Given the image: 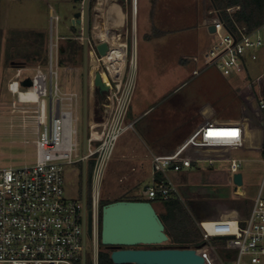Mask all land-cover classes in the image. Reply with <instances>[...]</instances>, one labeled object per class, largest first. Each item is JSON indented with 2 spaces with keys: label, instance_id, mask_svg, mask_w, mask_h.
Returning a JSON list of instances; mask_svg holds the SVG:
<instances>
[{
  "label": "rangeland",
  "instance_id": "obj_1",
  "mask_svg": "<svg viewBox=\"0 0 264 264\" xmlns=\"http://www.w3.org/2000/svg\"><path fill=\"white\" fill-rule=\"evenodd\" d=\"M145 1L134 0L135 13H133L132 0H116L122 6L124 21L120 28L115 27L113 29L114 34H120L121 39H124L125 35L127 36L129 43L128 52L130 53L131 33L133 25H135L134 23L137 24L138 32L135 39L137 62L135 89L143 91V89L148 88L151 94L142 100H135L133 98L130 104L128 120L133 122V126L124 132L116 143L114 153L105 172L104 180L100 186L101 200L133 196L138 189L137 187L141 186L140 191H142L144 186L149 185V179L146 178L139 186H132L131 182H134L136 179V174L131 173L128 179L123 178V174H121L123 171L124 175L125 172H130L129 160H131V155L134 153L130 149L131 155H127L126 153L119 154L126 147H131L135 142H145L146 144L149 142V145H152V142H154L152 139L155 138L156 140L159 138V140L172 143V147L176 146L175 148H179L178 150L181 152V150L183 151V149L188 148L187 144L192 135L184 137L182 147L179 146L178 141L186 134L194 120L201 116L200 114H212L217 119H223L221 121L207 122V125H232L238 123V125L243 126V123L246 122L251 124L252 117H255L256 121L260 119V109L258 108L260 84L257 82L259 71L257 65H250L249 69L244 68L239 73L228 76L222 75L215 68H208L198 76L188 78L191 73L189 66L182 67V75L174 67L173 72L180 78L176 77L172 79L170 77L171 73L169 75L164 74L169 73L166 72V66L171 65L170 63L175 59L176 54L182 51L189 52L194 49L190 41L194 40L197 36L195 28L198 27L199 18L207 7L209 6V9L213 10V0H158L159 3L157 2L154 8L152 7L153 2H150L151 5H148ZM100 4L101 0H90L88 20L90 18V21L93 22L95 10L101 7ZM152 8L154 13L157 12L158 17L159 15L166 16L168 20H173L171 23H175L178 20L179 22L175 24L181 28L172 31L170 29L164 36L154 38L150 42L146 41L141 33L143 30L142 25L145 19L148 21L151 19ZM81 9L82 3H74L71 0H0V167L22 166L32 163L34 160V140L38 126V102H19L17 96L9 92L7 84L15 78V73L21 66L26 68V71H23V74L26 76H31L36 66H45L48 44L50 38H54L55 35L61 37L59 42L62 47L70 39L76 40L78 45L82 46L78 51L76 62H72L67 57L63 58L66 54L60 53L57 70L59 75L58 81L62 89L76 90L79 94V134L81 142L77 156L83 155V32L82 25L76 22L73 15L75 11ZM102 9H106V7ZM154 13L152 14L154 15ZM185 14H188L187 18L185 19V16H183L182 19L180 15ZM103 15L105 16V14ZM211 15H214V13ZM56 17L57 20L55 21ZM202 30L205 31V28L203 27ZM204 36L198 37L200 47L208 40V36ZM87 39L97 40L93 36L92 23L91 25L88 24ZM151 47L162 49L164 52H161L160 55L158 53L154 56L149 55V59H154L155 65L159 68L155 72L153 68H149L150 74L146 77L145 74L142 75L143 69L141 70L142 72L139 71V61L140 57H145V48ZM88 58V73H90L91 65ZM68 66L72 67L73 70L65 71ZM160 92L161 94L159 95ZM103 95L105 94L101 90L91 84L89 78L87 89V122L90 118L97 119L101 117ZM45 101L47 106L46 117L48 119L49 96L46 97ZM196 131L199 135L202 133L200 130ZM227 133L234 132L227 131ZM248 136L242 134L237 137L240 139L231 138L229 145V141H227V156L230 155L242 160L239 172L242 175L241 187L244 197L232 193L234 184L230 179V175H228L227 179H229L227 183L230 198L228 196L227 199H221L222 201H219L221 203L226 202L227 205H230V202H237L243 205V207L248 203L251 205L252 199L255 197L262 180H264V149H262L261 139L253 142V140L250 141L248 139ZM260 137H264L262 132ZM194 139L197 140L198 137L196 136L192 140ZM191 145L192 143L188 144V146ZM148 153L145 154L146 157ZM219 163L214 162V167ZM207 165V162H197V166L201 168ZM84 179L83 167L79 162L66 165L64 170L65 195L72 199L83 200V195L86 191ZM187 181L188 184L193 185L191 188L194 189H197V183L201 182L197 179V176L192 178L190 175H188ZM199 185L202 186V184ZM182 187H185V185L182 184L180 188L177 187L178 192L172 193L171 200H177L181 209L190 214L189 216L200 232L202 234L206 233L209 236L210 243L211 241L212 243L215 242V238L208 233L207 225H204L203 220H200L201 218L197 215L198 203L196 202L198 200H194L195 197L187 196L186 190L182 189ZM186 187H189V185ZM191 188L189 187L188 190L191 191ZM140 191L137 193L138 196L141 195ZM140 198L147 200L142 195ZM157 200L160 199L156 198L151 201L155 207L157 206L158 216L165 222L162 218L165 209L156 203L158 202ZM213 201L218 200L214 199ZM166 202L162 201L163 205ZM201 206L199 205L198 207L200 208ZM245 222L246 218L241 221V224L239 223L241 229L245 226ZM180 231L183 233L182 230ZM210 243L202 247L207 256L206 264H220L217 256L223 257L224 252L217 249L216 245L215 247L211 246ZM145 246L139 245L138 247L143 248ZM153 246L150 245V247ZM90 249L91 240L87 237L84 264H91ZM82 260L83 258L75 262V264H83Z\"/></svg>",
  "mask_w": 264,
  "mask_h": 264
},
{
  "label": "built area",
  "instance_id": "obj_2",
  "mask_svg": "<svg viewBox=\"0 0 264 264\" xmlns=\"http://www.w3.org/2000/svg\"><path fill=\"white\" fill-rule=\"evenodd\" d=\"M239 6L227 7V12ZM215 38L200 56L191 60L195 67L191 77L198 76L208 68L217 69L222 75H234L250 65L259 68L257 82L258 108L261 126L258 134L264 149V23L249 28L246 24L235 23L234 28L226 27L215 8ZM57 17L55 18V21ZM116 42L106 41L108 50L99 56L95 44L103 41L87 39V58L94 69L105 74L107 82L102 91L101 117L86 120V144L83 155L78 157L79 134V94L76 90L62 89L58 81V57L61 44L58 37L50 38L45 66H36L31 76H26L20 67L7 88L13 95L19 90L32 89L37 96V131L34 140L35 153L32 163L22 166L0 167V264H75L83 258L86 238L91 240V264H98L99 220L101 211L100 186L104 180L109 161L119 137L131 129L133 122L128 120L130 104L135 92L134 25L131 33V51L128 52V38L117 34ZM112 47L121 48V57L114 65L106 57ZM67 67L65 71H72ZM29 77L31 86L22 87L20 81ZM49 96V118L46 117V97ZM211 130L235 131V135L211 134ZM205 131V132H204ZM201 139L207 144H227L231 138L249 135L256 142L255 132H247L241 125H205ZM232 147V146H231ZM151 163V180L141 193L147 200L167 201L177 192L169 171H180L193 162L192 158L148 153ZM92 160L90 178L86 185V166ZM202 159L196 158L194 161ZM83 162V200L65 195V166ZM211 162V160H209ZM230 179L239 172L242 160L227 156ZM236 194H240L235 189ZM140 195V196H141ZM88 211L90 212V235L87 234ZM207 234H203L207 240ZM227 256L220 257V264H264V180L252 199L245 226L226 239ZM229 252V253H228ZM82 253V257H81ZM82 260V263H83Z\"/></svg>",
  "mask_w": 264,
  "mask_h": 264
},
{
  "label": "crops",
  "instance_id": "obj_3",
  "mask_svg": "<svg viewBox=\"0 0 264 264\" xmlns=\"http://www.w3.org/2000/svg\"><path fill=\"white\" fill-rule=\"evenodd\" d=\"M150 2H153V8L155 7V4L159 1L158 0H154V1H148L146 0L145 3L146 4H150ZM110 3H112L116 8L119 9V11L122 13V6L120 5V3L116 2V0H110ZM137 3V2H136ZM106 7L104 4V1L101 0V4H100V9H102L103 7ZM160 6V4H159ZM136 8V7H135ZM153 8H152V12H151V19L148 20H144V24L142 25V36L144 39H146V41H149L157 38V37H162L164 35L167 34V32L172 30H177L180 29L181 27H177L178 25H176V22H179L178 20L175 23H171L173 20H168V18H166V16H161L156 14L157 12H153ZM214 9V6L212 7ZM103 14H105V16L98 12L97 9L95 10V17L94 20H97L99 18L104 19V25H108V27L111 28H115V27H121L124 19H123V14L121 15V20L115 21V22H110L108 20V7H106V9H102ZM211 9H209V6L207 7V9L205 10V12L201 15V17L199 18V23H198V27L195 28L197 31V36L195 37L194 40H191V45L194 47V49L190 50L189 52L187 51H182L179 54L175 55V59L173 61H171V65H167L166 66V72L169 73H164L166 75H169L171 73V78L175 79L180 78L178 77V75L176 76V74L173 72L174 71V67L175 69L179 72L180 75H182L183 73V69L182 67H188L192 69L195 67V63L191 60L192 57L194 56H200L203 54V52L211 45V43L213 42V38H215V35L213 34V32H209L208 30V26L212 24V18L214 15H211L212 13L210 12ZM154 13V15L152 14ZM185 16L184 18L186 19L188 14L185 15H180V17ZM93 20V22H94ZM92 21H90V18L88 20V24L93 26ZM134 32H135V39H136V35L138 32V27L137 24L134 23ZM102 25V24H101ZM168 25V26H167ZM203 27L205 28V31L202 30ZM201 35H205L204 37L208 36V40L207 42L200 47L199 46V36ZM212 37V39H211ZM136 42V40H135ZM145 57L142 56V58L140 57V61H139V71L142 72L145 76H149L150 74V69L153 68V71H157V68H159L158 66L155 65L154 63V59H149V55H157V53L160 55L161 52H164V50L162 49H156V48H145ZM175 62V65H174ZM149 65H151L150 67H148ZM174 65V66H173ZM143 69V70H142ZM171 69V71H170ZM142 70V71H141ZM205 71V70H204ZM202 73V72H201ZM200 73V74H201ZM141 75V74H140ZM165 75V77H166ZM160 76V75H158ZM156 76V77H158ZM159 78V77H158ZM188 78H192L191 77V73L188 76ZM151 94L150 90L148 88L143 89V91H138L137 89H135L134 92V97L135 100H142L144 99V97H146L147 95ZM161 94V92L159 93V95ZM136 95V96H135ZM201 116L199 118H196L194 120V122L192 123L191 127L188 128V131L186 132V134H184V136L181 137V139L178 141L179 142V146L182 147V143H183V139L184 137L189 136L190 134L191 139L189 141V143H192L191 146H188L187 144V149H183V151L181 150V152H179V148H175L176 146L172 147V143H168L167 141H163V140H159V138H157L155 140L154 137H149V138H154L152 139V141L154 140V142H152V145H149V142L146 144L145 142L141 143V142H135L134 144L131 145V147H126V149L122 150L121 153L119 155H122V153H126L127 155H131L130 154V149L133 150V153L131 155V160H129V166H130V172H125L124 175V171L121 172V174H123V178L128 179L131 173H135L136 174V179L134 180V182H131L132 186L135 185H140L141 182L143 180H145L146 178L149 179V182L151 180V176H152V172H151V163H150V158L149 155L146 157L145 154L149 152H153L154 154L157 155H172V154H176L178 156H182V157H186V158H192L193 162H191V167H184L182 168L180 171H169L168 172V176L169 178L173 181V183L175 184L176 188L179 187L183 184L185 185V187H182V189L186 190V194L187 196H192L195 197L194 200H198L196 203L197 204V215L198 217H200V220H203L204 225H207V230L211 231L212 233H216L217 235H220L219 232L220 230H222L225 235L231 236L234 233H236V231H238L239 229V223L244 220L247 217V214L249 212V209L251 206L249 203L245 204L246 206L243 207V205L238 204L237 202H230V205H227V203H221L219 202L221 199H227V197L229 196L230 198V192H229V186H228V179L227 176L229 175L228 172V166H227V144L223 145V144H207L205 142L202 141L201 137L202 134H198L196 130H200V132L202 131V128L207 125V122H215V120L217 121H221L223 119H217L214 116H212V114H200ZM217 124H227V123H217ZM205 132V131H204ZM235 133V131H233ZM209 133L211 134H223V135H227V134H232V133H227V130H211L209 131ZM198 137L197 140H192L194 137ZM185 141V140H184ZM147 150V151H146ZM146 151V152H145ZM145 152V154H144ZM125 154V155H126ZM124 156V155H123ZM133 157V158H132ZM199 158L202 159L200 161H194V159ZM209 160H211V162H209ZM197 162H207L208 165L204 166L203 168H201L200 166H197ZM214 162H220L216 167H214ZM223 162V163H222ZM76 163V162H75ZM81 164L82 167H84V163L83 162H79ZM195 163V164H194ZM225 163V164H224ZM121 166V165H120ZM121 169V168H120ZM188 175L192 176V178H194V176H197V179L200 180L201 182L199 184H202V186H200L197 183V189L191 188L193 187V185L188 184L187 181V177ZM201 178V179H200ZM181 182V183H180ZM191 188V191H189V187ZM196 187V185H195ZM137 191L134 193V195H137V193H139L141 186L137 187ZM145 186L142 188V191H140L141 193L143 192ZM194 190H196L194 192ZM177 192H178V188H177ZM232 193H235V186L233 187ZM239 195L240 197H244V193L242 192V187L240 186V191H239ZM237 195V196H239ZM171 199V198H170ZM218 200V201H213V200ZM169 200V199H168ZM206 201V202H205ZM222 201V200H221ZM158 205L164 207L162 202H156ZM204 204V206H203ZM199 205H202L200 208L198 207ZM154 206V205H153ZM157 207V206H156ZM155 208L156 212H157V208ZM249 207V208H248ZM206 208V209H205ZM208 208V209H207ZM159 213V212H157ZM165 214V211L164 213ZM244 214H246L244 216ZM220 222V223H218ZM214 229H211V225H214Z\"/></svg>",
  "mask_w": 264,
  "mask_h": 264
},
{
  "label": "water",
  "instance_id": "obj_4",
  "mask_svg": "<svg viewBox=\"0 0 264 264\" xmlns=\"http://www.w3.org/2000/svg\"><path fill=\"white\" fill-rule=\"evenodd\" d=\"M123 1V0H122ZM90 0H83L82 9L73 13L76 22L82 25L83 32V115H82V149L86 144V120H87V89H88V64H87V34H88V6ZM215 26H208L209 32H213ZM63 47H61V50ZM95 50L99 56L105 55L108 50L106 41L95 44ZM96 65V62H94ZM91 67V66H90ZM29 77L20 81L22 87L31 86ZM93 84L101 91L106 87L101 81L98 71L93 75ZM257 140H259L258 134ZM235 186L242 185V175L236 172L232 176ZM87 234L90 235V212L88 211ZM215 239L226 236L215 235ZM168 240L164 224L158 216L150 200H116L101 206L100 243L106 247L109 259L114 264H206L207 256L202 247L189 246H163ZM139 245H154V247L139 248ZM84 264V260H83Z\"/></svg>",
  "mask_w": 264,
  "mask_h": 264
},
{
  "label": "trees",
  "instance_id": "obj_5",
  "mask_svg": "<svg viewBox=\"0 0 264 264\" xmlns=\"http://www.w3.org/2000/svg\"><path fill=\"white\" fill-rule=\"evenodd\" d=\"M74 3H82L83 0H71ZM213 6L216 10L219 11V15L223 24L230 28H234L235 23H243L246 24L249 28L257 26L258 24L264 23V0H213ZM231 6H239L237 10L232 13L226 11L227 7ZM82 48V46L78 45L76 40H67L66 45L60 50L59 54H66L63 58H69L72 62L77 61L78 51ZM251 124L248 122L243 123V128L252 131L258 132L260 131L261 126L259 121H256L255 117H252ZM250 120V119H249ZM238 124V123H236ZM92 168V160L86 166V185H88L90 178V170ZM143 200L138 195L128 196V197H118L112 200H101V206L105 203L116 201V200ZM152 202V201H151ZM165 206V214H162V218L165 222L164 228L168 235V240L163 246H189L194 248H200L203 243H210L209 236H207V240L204 239L203 234L200 232L198 227L195 225L190 214L182 210L180 204L177 200H167L164 203ZM100 220H101V211H100ZM100 220H99V245L100 251L98 254V264H114L108 255V251L105 246H102L100 243ZM241 224V222H240ZM214 225H211V229H214ZM183 233H181V231ZM208 233L212 236L217 235L216 233H212L208 230ZM214 234V235H213ZM220 236H226L225 238L215 239L216 241L210 243L211 246L217 247V249L224 252V256H227L226 250V239L229 236L228 233H225L220 230ZM80 264V263H79Z\"/></svg>",
  "mask_w": 264,
  "mask_h": 264
},
{
  "label": "bare ground",
  "instance_id": "obj_6",
  "mask_svg": "<svg viewBox=\"0 0 264 264\" xmlns=\"http://www.w3.org/2000/svg\"><path fill=\"white\" fill-rule=\"evenodd\" d=\"M104 4L106 7H108V20L110 22H115L121 20V15L122 13L119 11L118 8H116L112 3H110V0H103ZM115 1V0H114ZM97 3V1H96ZM132 4H133V13H135V3L134 0H132ZM103 7V5H102ZM97 11L103 14L102 9H98ZM103 18V17H102ZM99 18L97 20H94V24H93V36H95L96 38H99L101 40L104 41H109L111 42H116L117 40V36L114 34L113 28L110 29V27H108V25H104V19ZM102 24V25H101ZM121 51L122 49L119 48H115L112 47L111 50L108 52V54L106 55V57H108L109 59H111L114 63V65L117 64V60L121 57ZM94 62H95V58L93 56L92 59V65H91V69H90V81L91 84H93V75L95 74V72L97 70L94 69ZM101 76H102V80L103 82H107L105 74L103 72H101ZM17 100L19 102H23V103H36L37 100V96L36 94L33 92L32 89H29L28 91L24 92L22 90H19V93L17 95ZM237 191H240V187H237Z\"/></svg>",
  "mask_w": 264,
  "mask_h": 264
},
{
  "label": "flooded vegetation",
  "instance_id": "obj_7",
  "mask_svg": "<svg viewBox=\"0 0 264 264\" xmlns=\"http://www.w3.org/2000/svg\"><path fill=\"white\" fill-rule=\"evenodd\" d=\"M75 20H77L76 18H75ZM81 25V24H80ZM136 247H138V246H136ZM145 247H150V246H145ZM154 247V246H153Z\"/></svg>",
  "mask_w": 264,
  "mask_h": 264
},
{
  "label": "snow or ice",
  "instance_id": "obj_8",
  "mask_svg": "<svg viewBox=\"0 0 264 264\" xmlns=\"http://www.w3.org/2000/svg\"><path fill=\"white\" fill-rule=\"evenodd\" d=\"M231 135H235V133H232Z\"/></svg>",
  "mask_w": 264,
  "mask_h": 264
}]
</instances>
